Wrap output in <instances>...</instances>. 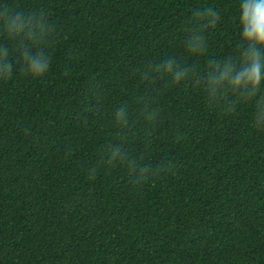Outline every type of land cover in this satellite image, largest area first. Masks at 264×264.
I'll list each match as a JSON object with an SVG mask.
<instances>
[{
    "label": "trees",
    "instance_id": "obj_1",
    "mask_svg": "<svg viewBox=\"0 0 264 264\" xmlns=\"http://www.w3.org/2000/svg\"><path fill=\"white\" fill-rule=\"evenodd\" d=\"M8 3L33 40L8 38ZM239 3L0 0V264H264V85L208 79L240 42ZM208 5L220 21L190 53ZM169 59L179 84L153 71Z\"/></svg>",
    "mask_w": 264,
    "mask_h": 264
},
{
    "label": "clouds",
    "instance_id": "obj_2",
    "mask_svg": "<svg viewBox=\"0 0 264 264\" xmlns=\"http://www.w3.org/2000/svg\"><path fill=\"white\" fill-rule=\"evenodd\" d=\"M238 13L239 27L242 29L240 42L236 45L234 54L224 60L208 62L207 66L217 69L208 78L209 84L214 89L227 87L234 92L242 88L247 94L256 95L261 92V87L264 85V0H240ZM4 15V31L10 40L18 36H27L30 41L33 40L36 33L32 28H28L27 32L24 31L27 24L21 19L23 13L13 4L8 3L4 8ZM27 19L30 20L31 17ZM193 19L197 27L193 29V34L185 43L190 53L203 54L206 48L204 30L215 28L220 21V15L214 6L208 5L196 11ZM39 43L43 45L44 41L40 40ZM24 60L27 63L21 70L22 74L30 75L33 79L43 77L50 67V57H45L39 50L35 55L25 51ZM221 64H223L222 70ZM237 65L240 66L239 69ZM5 68L9 73L7 80H10L11 65L6 63ZM153 71L170 74L173 84H179L187 74V69L176 70L171 59L166 64L161 62L156 65ZM261 101L264 102V95L261 96ZM117 117L119 122L127 123L126 113L123 110L117 113Z\"/></svg>",
    "mask_w": 264,
    "mask_h": 264
}]
</instances>
